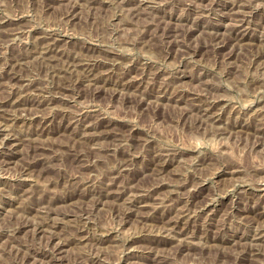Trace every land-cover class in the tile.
I'll return each mask as SVG.
<instances>
[{"label":"rangeland","instance_id":"374dc122","mask_svg":"<svg viewBox=\"0 0 264 264\" xmlns=\"http://www.w3.org/2000/svg\"><path fill=\"white\" fill-rule=\"evenodd\" d=\"M132 263L264 264V0H0V264Z\"/></svg>","mask_w":264,"mask_h":264},{"label":"bare ground","instance_id":"6f19581e","mask_svg":"<svg viewBox=\"0 0 264 264\" xmlns=\"http://www.w3.org/2000/svg\"><path fill=\"white\" fill-rule=\"evenodd\" d=\"M246 18V17H245ZM239 20H240V18H239ZM50 57V56H49ZM10 92V91H9ZM5 100V99H4ZM9 191V190H8ZM123 199V198H122ZM41 223V222H40ZM43 227V226H42ZM53 250H54V248H53ZM52 254V253H51ZM163 254V253H162ZM163 260V259H162ZM133 264V263H132Z\"/></svg>","mask_w":264,"mask_h":264}]
</instances>
